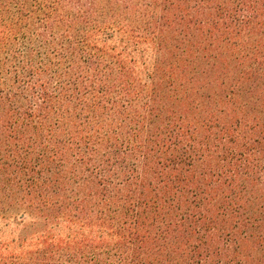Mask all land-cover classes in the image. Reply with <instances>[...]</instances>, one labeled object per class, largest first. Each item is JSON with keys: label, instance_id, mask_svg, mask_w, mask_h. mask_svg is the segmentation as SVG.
I'll use <instances>...</instances> for the list:
<instances>
[{"label": "trees", "instance_id": "trees-1", "mask_svg": "<svg viewBox=\"0 0 264 264\" xmlns=\"http://www.w3.org/2000/svg\"><path fill=\"white\" fill-rule=\"evenodd\" d=\"M0 264H264V0H0Z\"/></svg>", "mask_w": 264, "mask_h": 264}]
</instances>
